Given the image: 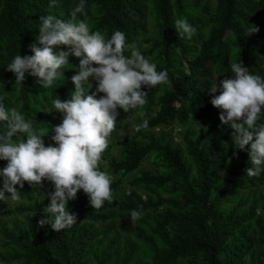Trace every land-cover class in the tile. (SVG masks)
<instances>
[{
	"label": "trees",
	"instance_id": "16d2710c",
	"mask_svg": "<svg viewBox=\"0 0 264 264\" xmlns=\"http://www.w3.org/2000/svg\"><path fill=\"white\" fill-rule=\"evenodd\" d=\"M139 248L264 264V0H0V264Z\"/></svg>",
	"mask_w": 264,
	"mask_h": 264
},
{
	"label": "rangeland",
	"instance_id": "374dc122",
	"mask_svg": "<svg viewBox=\"0 0 264 264\" xmlns=\"http://www.w3.org/2000/svg\"><path fill=\"white\" fill-rule=\"evenodd\" d=\"M74 45H77V41L74 42ZM86 59H87L88 63H90V64H92L94 66H98L101 63V58L95 52H90L86 56ZM139 130H141V128L139 127L138 124L134 123L133 121H131V123H129V124H125V123L122 122L121 125L119 126L118 131H117L116 143L119 144L122 139L130 137L131 135L135 134ZM153 133L154 134H158V136L159 135H164V136H166L168 138V140H171L175 145H181L182 141H183V135H184L185 132H184L183 129L179 128L178 126H172L169 129L155 130ZM116 153H117V151L114 152V155H116ZM143 168H148V165L144 164ZM137 191H138V193L142 194L139 189ZM58 196L56 195L53 198V201H56ZM3 206H4L3 207L4 209H9L13 205H11L9 203H5ZM116 238H118V245H122L123 244V239L125 237L120 235V236H117ZM138 251L139 252H138V254L136 256V261H138L139 264L146 263L147 262L146 258L148 256L146 255V253L141 248H139Z\"/></svg>",
	"mask_w": 264,
	"mask_h": 264
}]
</instances>
